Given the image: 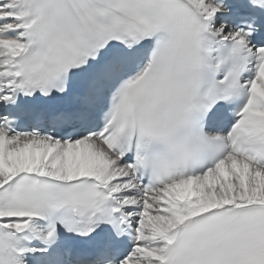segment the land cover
Returning a JSON list of instances; mask_svg holds the SVG:
<instances>
[{
	"label": "snow or ice",
	"instance_id": "1",
	"mask_svg": "<svg viewBox=\"0 0 264 264\" xmlns=\"http://www.w3.org/2000/svg\"><path fill=\"white\" fill-rule=\"evenodd\" d=\"M0 264H264V0H0Z\"/></svg>",
	"mask_w": 264,
	"mask_h": 264
}]
</instances>
